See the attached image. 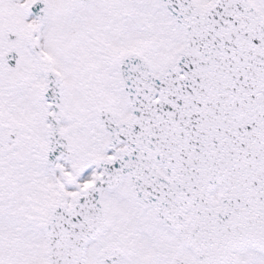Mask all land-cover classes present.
Masks as SVG:
<instances>
[{
  "label": "snow or ice",
  "instance_id": "snow-or-ice-1",
  "mask_svg": "<svg viewBox=\"0 0 264 264\" xmlns=\"http://www.w3.org/2000/svg\"><path fill=\"white\" fill-rule=\"evenodd\" d=\"M0 264H264V0H0Z\"/></svg>",
  "mask_w": 264,
  "mask_h": 264
}]
</instances>
